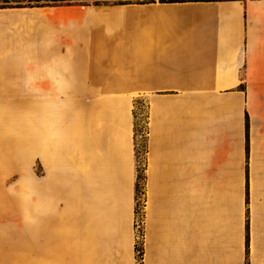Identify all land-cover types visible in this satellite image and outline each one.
<instances>
[{"label":"crops","instance_id":"0c3cea01","mask_svg":"<svg viewBox=\"0 0 264 264\" xmlns=\"http://www.w3.org/2000/svg\"><path fill=\"white\" fill-rule=\"evenodd\" d=\"M140 170V264H264V0L0 6V264H136Z\"/></svg>","mask_w":264,"mask_h":264},{"label":"rangeland","instance_id":"374dc122","mask_svg":"<svg viewBox=\"0 0 264 264\" xmlns=\"http://www.w3.org/2000/svg\"><path fill=\"white\" fill-rule=\"evenodd\" d=\"M80 3V4H95V5H107V4H116L127 2V0H65L61 3ZM40 3H45V0H19L4 2L0 0V6L4 5H41ZM22 94V93H21ZM22 109V106L18 107ZM138 108V109H137ZM133 135H134V142L135 148H137V156L139 160V169L142 167L143 158L145 154L146 148V140H145V102L143 103L142 100H134L133 99ZM33 167V174H37L39 172V164L36 161L32 165ZM23 175H24V165L23 161H17L15 166V171L11 173L7 181L5 183V190L9 186L15 185L14 189L19 190L21 187V183H23ZM138 190L134 195V207H133V236H134V254H135V261L136 264H140L141 258V243H142V234H143V205H144V189L145 183L143 179V175L141 170L138 172ZM136 185V183H135ZM22 190V187H21ZM14 216H15V228L16 230L21 229L22 224V214L15 208L14 209ZM17 243V242H16ZM15 243V244H16ZM15 251V258L22 259L23 258V251L21 248H18Z\"/></svg>","mask_w":264,"mask_h":264},{"label":"trees","instance_id":"16d2710c","mask_svg":"<svg viewBox=\"0 0 264 264\" xmlns=\"http://www.w3.org/2000/svg\"><path fill=\"white\" fill-rule=\"evenodd\" d=\"M4 2H9V1H19V0H3ZM65 0H45V3H40L41 5H55V4H74V3H69V2H66V3H61ZM171 1H180V0H171ZM138 178H139V175L137 174V181H136V185H135V190L137 192L138 190Z\"/></svg>","mask_w":264,"mask_h":264}]
</instances>
